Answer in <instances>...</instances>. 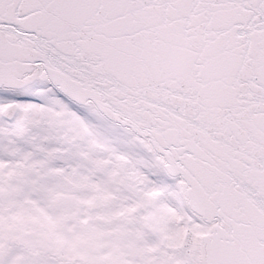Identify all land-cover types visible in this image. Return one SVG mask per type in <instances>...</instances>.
Segmentation results:
<instances>
[{
    "label": "snow or ice",
    "instance_id": "6c2138e0",
    "mask_svg": "<svg viewBox=\"0 0 264 264\" xmlns=\"http://www.w3.org/2000/svg\"><path fill=\"white\" fill-rule=\"evenodd\" d=\"M0 264H264V0H0Z\"/></svg>",
    "mask_w": 264,
    "mask_h": 264
}]
</instances>
